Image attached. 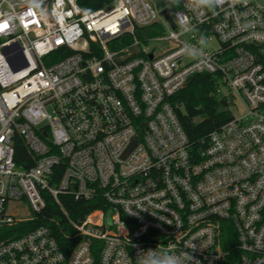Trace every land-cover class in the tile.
<instances>
[{
  "label": "built area",
  "instance_id": "built-area-1",
  "mask_svg": "<svg viewBox=\"0 0 264 264\" xmlns=\"http://www.w3.org/2000/svg\"><path fill=\"white\" fill-rule=\"evenodd\" d=\"M163 9L0 0V264H136L138 249L156 247L199 264H264V0L214 13L188 0L177 11L190 32ZM200 34L203 62L182 54ZM150 39L173 46L156 56ZM195 74L245 109L203 148L172 102ZM73 200L98 207L78 218L64 205ZM48 203L67 230L43 214Z\"/></svg>",
  "mask_w": 264,
  "mask_h": 264
},
{
  "label": "trees",
  "instance_id": "trees-1",
  "mask_svg": "<svg viewBox=\"0 0 264 264\" xmlns=\"http://www.w3.org/2000/svg\"><path fill=\"white\" fill-rule=\"evenodd\" d=\"M154 1L159 8H168V0ZM115 4L116 0H80V5L89 11L112 7ZM218 86V80L212 75L195 74L189 78L186 87L172 99V102L178 105V119L194 148H203L209 134L232 118L227 97L216 92ZM15 160L19 165L23 164L24 160H30V154L21 139L16 142ZM64 205L73 216L78 218L98 207L97 204L88 205L74 200L73 203H64ZM43 214L48 218L56 217L63 230H67L58 205L48 203ZM54 230L61 238L63 233L60 232V228L57 229L55 226Z\"/></svg>",
  "mask_w": 264,
  "mask_h": 264
},
{
  "label": "clouds",
  "instance_id": "clouds-1",
  "mask_svg": "<svg viewBox=\"0 0 264 264\" xmlns=\"http://www.w3.org/2000/svg\"><path fill=\"white\" fill-rule=\"evenodd\" d=\"M188 0H168V8L170 14L173 15L180 24H184L185 31H193L196 26L190 18L185 19L183 12L177 11L182 3H187ZM197 10L214 13L218 8L225 5L228 0H191ZM232 5L240 2V0H230ZM28 7L34 11H41L43 0H27ZM206 44V36L200 34L196 44L187 43L182 45V54L194 61L203 62L204 60V45ZM185 247H192L186 245ZM136 264H199L195 256L183 249L172 250L169 248H149L138 249L136 254Z\"/></svg>",
  "mask_w": 264,
  "mask_h": 264
},
{
  "label": "rangeland",
  "instance_id": "rangeland-1",
  "mask_svg": "<svg viewBox=\"0 0 264 264\" xmlns=\"http://www.w3.org/2000/svg\"><path fill=\"white\" fill-rule=\"evenodd\" d=\"M166 35H168V31L166 29H159L156 31L154 36H166ZM144 45L148 48L149 51L154 50L155 55L157 56L164 53L169 48H171L173 46V41L168 39H164L161 41H153L152 39H150ZM213 46L217 47V44L214 43ZM231 111L235 116H241L245 113V109L242 106H240L239 108H232ZM16 208L18 209L19 214L28 213V205L25 202L19 204L18 206H16Z\"/></svg>",
  "mask_w": 264,
  "mask_h": 264
},
{
  "label": "water",
  "instance_id": "water-1",
  "mask_svg": "<svg viewBox=\"0 0 264 264\" xmlns=\"http://www.w3.org/2000/svg\"><path fill=\"white\" fill-rule=\"evenodd\" d=\"M162 14L173 24V26H175L174 22H173V19L170 15V11H169V8H165L162 10ZM150 57L152 58V55H150ZM27 63L26 62H23V64H21L20 67H24L26 66Z\"/></svg>",
  "mask_w": 264,
  "mask_h": 264
}]
</instances>
